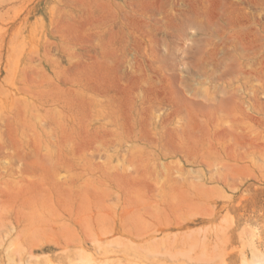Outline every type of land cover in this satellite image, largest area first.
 Here are the masks:
<instances>
[{
  "label": "rangeland",
  "instance_id": "374dc122",
  "mask_svg": "<svg viewBox=\"0 0 264 264\" xmlns=\"http://www.w3.org/2000/svg\"><path fill=\"white\" fill-rule=\"evenodd\" d=\"M0 264H264V0H0Z\"/></svg>",
  "mask_w": 264,
  "mask_h": 264
}]
</instances>
